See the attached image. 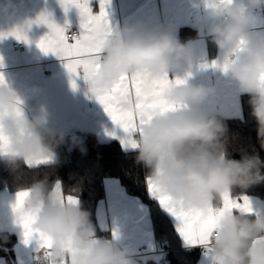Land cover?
<instances>
[{"label": "clouds", "instance_id": "clouds-1", "mask_svg": "<svg viewBox=\"0 0 264 264\" xmlns=\"http://www.w3.org/2000/svg\"><path fill=\"white\" fill-rule=\"evenodd\" d=\"M192 3L209 22L198 37L215 44L222 74L249 96L257 139L264 149V28L259 27L264 18L258 15V10H264V0ZM9 9L14 14L11 0H5L0 10L7 14ZM195 62L191 41L182 43L172 31L138 21L106 37L98 71L105 82L141 73L153 81L170 82L163 99L175 109L137 122L136 147L131 148L134 161L145 169L146 188L150 179L178 207L221 209L226 193L264 182V160L259 153L246 150H241L239 159L232 157L227 124L216 114L200 110L210 102L214 88L176 75ZM23 102L7 83L0 85V162L14 174L22 166L59 163L57 149L67 135L49 127L43 112L29 115L21 107ZM18 192L27 193L23 211L32 216V230L50 241V246L42 247L41 264H138L128 248L97 237L90 213L79 202L68 200L75 196L64 193L59 179L50 183L45 174ZM15 212L13 223L21 224L20 213ZM199 247L208 264H264V211H225L209 242Z\"/></svg>", "mask_w": 264, "mask_h": 264}, {"label": "crops", "instance_id": "crops-1", "mask_svg": "<svg viewBox=\"0 0 264 264\" xmlns=\"http://www.w3.org/2000/svg\"><path fill=\"white\" fill-rule=\"evenodd\" d=\"M11 2L14 14L13 9H9L7 14L0 10V34L22 29L28 41L17 40L12 35L0 38V62L3 63L0 73H3L5 82L23 99L21 107L29 115L43 112L49 127L63 130L65 133L89 132L103 142L116 140L121 143L120 138L124 133L113 124L103 106L90 91V85L84 79L83 73L70 77L60 58L52 53L44 54L37 46V41L49 32L46 24L34 22L39 15L50 13V18L56 24L65 27L66 31L71 27L78 28L80 35L79 9L70 7L65 11L59 0ZM4 3L5 0H0V7ZM90 7L94 14L98 13L99 0H90ZM106 12L112 30L141 21L161 31H172L182 43L191 41L196 62L190 66L186 65L176 75L192 84L214 88L215 94L210 98V102L201 105L200 110L224 117H243V94L238 85L223 75L219 67L210 66L213 61L218 64V51L210 39L198 37V32L207 30L209 22L204 18L202 9L194 7L192 0H110ZM258 15L264 18V10H258ZM259 27L264 28V23ZM15 42L23 43L22 51H14ZM205 64L209 66L202 67ZM44 66H47V72L44 71ZM71 80H75V89ZM113 131L116 135H109ZM104 187L105 196L99 201L96 210L99 228L109 231L111 239L119 246L128 248L138 264H161V260L166 259V256L157 252L162 244L156 236L150 204L139 196L130 194L117 177H106ZM16 195L17 191L7 188L0 190V232H10L17 236V264H41L42 242L38 234L33 233L26 241L22 225L13 223L16 218ZM232 197H247L254 210L264 211V200L258 196L233 193ZM75 198L80 203L79 197ZM150 199L155 200L152 197ZM168 216L175 225L174 218L169 214ZM181 244L183 248L189 249L182 241ZM0 264H7L4 256H0ZM198 264H208L202 253Z\"/></svg>", "mask_w": 264, "mask_h": 264}, {"label": "snow or ice", "instance_id": "snow-or-ice-1", "mask_svg": "<svg viewBox=\"0 0 264 264\" xmlns=\"http://www.w3.org/2000/svg\"><path fill=\"white\" fill-rule=\"evenodd\" d=\"M59 2L65 11L70 7L79 9L81 33L78 37H73V42L70 43L69 37L66 35V28L56 24L50 18V13L44 12L34 22L46 24L49 32L37 41V46L44 54L52 53L60 58L70 77L83 73L84 79L90 85V91L103 106L113 124L124 133L120 138L122 146L135 148L138 121L144 123L158 111L175 109V106L169 105L163 99V90L170 82L166 79L153 81L143 73L132 76L122 74L116 80L105 82L99 75L98 64L105 39L112 31L106 12V6L110 0H99L100 10L95 14L90 7V0H59ZM4 35H12L17 40L28 41L22 29L0 34V38H3ZM208 66L207 64L202 65V67ZM210 66L219 67L216 61H213ZM0 68H3L2 62H0ZM5 83L3 73H0V85ZM71 84L75 89L77 86L75 80H71ZM133 108L136 111H133ZM109 135L115 136L116 133L113 131ZM2 147L3 141L0 139V148ZM147 190L149 196L154 198L160 207L174 218L175 232L187 248H195L208 243L216 228L218 217L225 211L234 209L245 212L253 211L247 197L233 198L231 194L227 193L223 197V208L201 210L178 207L170 197L156 188L150 179L147 180ZM26 195V192L17 193L15 210L20 213L21 225L27 241V238L32 237L34 231L31 228V214L23 211V201ZM68 200L78 203V200L72 196H68ZM38 236L42 242L41 247L50 246L47 237L42 234H38Z\"/></svg>", "mask_w": 264, "mask_h": 264}, {"label": "trees", "instance_id": "trees-1", "mask_svg": "<svg viewBox=\"0 0 264 264\" xmlns=\"http://www.w3.org/2000/svg\"><path fill=\"white\" fill-rule=\"evenodd\" d=\"M243 117H224L218 115L227 124L229 132L228 150L232 157L239 159L241 150L250 154L255 151L264 160V149L257 139V124L251 115L249 96L242 95ZM65 143L57 149L59 163L21 167L19 173H12L0 162V190L18 191L33 178H42L47 174L49 182L62 181L66 194L79 197L80 204L90 213V219L96 228V235L111 239L109 231L101 230L97 221V205L105 196L104 180L106 177H117L127 191L148 202L151 207L155 232L158 241L163 244L169 241L171 250L166 255L165 264H198L201 254L199 247L185 249L181 239L175 232L174 224L159 203L151 200L145 184V169L134 161L135 153L125 150L121 143L113 140L101 141L95 134L82 131L66 133ZM83 149V151L81 150ZM78 187L79 191L71 193ZM235 195H255L264 200V182L245 190L236 189ZM7 237V240L4 237ZM17 236L10 232H0V256H4L7 264H17L15 245Z\"/></svg>", "mask_w": 264, "mask_h": 264}, {"label": "built area", "instance_id": "built-area-1", "mask_svg": "<svg viewBox=\"0 0 264 264\" xmlns=\"http://www.w3.org/2000/svg\"><path fill=\"white\" fill-rule=\"evenodd\" d=\"M66 35L69 37V41L72 40L73 37H76L79 35V29L75 27L68 28L66 31ZM23 43L21 42H15L14 43V51L20 52L23 50ZM44 71L47 72V66H44ZM171 250L169 241H165L160 248H158L157 252L162 254L163 256H166L167 253ZM165 258L161 260V264H165Z\"/></svg>", "mask_w": 264, "mask_h": 264}]
</instances>
